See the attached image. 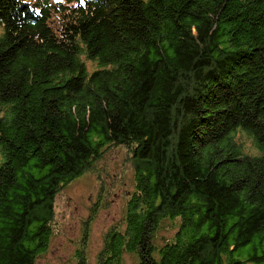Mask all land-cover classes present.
Masks as SVG:
<instances>
[{
    "label": "trees",
    "instance_id": "trees-1",
    "mask_svg": "<svg viewBox=\"0 0 264 264\" xmlns=\"http://www.w3.org/2000/svg\"><path fill=\"white\" fill-rule=\"evenodd\" d=\"M115 146L134 187L98 264H264V0H0V264H35Z\"/></svg>",
    "mask_w": 264,
    "mask_h": 264
},
{
    "label": "rangeland",
    "instance_id": "rangeland-1",
    "mask_svg": "<svg viewBox=\"0 0 264 264\" xmlns=\"http://www.w3.org/2000/svg\"><path fill=\"white\" fill-rule=\"evenodd\" d=\"M87 64L90 69L95 66L92 62ZM238 137L247 149H252L245 134ZM133 187L130 150L115 146L58 192L54 200V234L48 250L35 264H78L79 249L84 250L87 264H98L108 232L123 223ZM177 229L178 224H164L157 234L158 243L173 238ZM127 260L131 262V256Z\"/></svg>",
    "mask_w": 264,
    "mask_h": 264
}]
</instances>
